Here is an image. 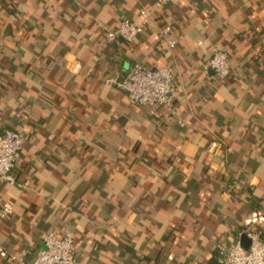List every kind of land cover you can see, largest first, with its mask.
I'll return each mask as SVG.
<instances>
[{"label": "crops", "instance_id": "0c3cea01", "mask_svg": "<svg viewBox=\"0 0 264 264\" xmlns=\"http://www.w3.org/2000/svg\"><path fill=\"white\" fill-rule=\"evenodd\" d=\"M141 9L135 41L106 39ZM137 62L175 68L170 106L105 82ZM0 127L24 133L0 264L67 231L78 264H219L264 236V0H0Z\"/></svg>", "mask_w": 264, "mask_h": 264}, {"label": "built area", "instance_id": "2783aa9c", "mask_svg": "<svg viewBox=\"0 0 264 264\" xmlns=\"http://www.w3.org/2000/svg\"><path fill=\"white\" fill-rule=\"evenodd\" d=\"M159 5H165L171 0H154ZM140 22L123 18L114 29L106 32V39L113 41L117 38L127 42L135 41L143 32V25L147 22L149 14L145 9L140 10ZM171 30V22H167L161 29L165 35ZM169 47L175 45L173 39L167 41ZM209 67L220 76H227L230 63L227 54L215 49L208 60ZM123 90L129 103L154 106H170L176 94L175 68L171 65L149 66L143 63H133L128 72L121 76L114 74L105 80ZM24 133L21 130L0 127V183L17 184L14 170L20 155ZM13 212L11 202L0 198V223L6 220ZM242 233L249 240L245 248L241 240L230 245L217 244L220 256L219 264H264V236L257 231L244 229ZM44 247L37 251L32 260H25L23 255L14 257L18 264H78L75 250L78 241L73 232L67 231L59 235L48 232L43 236Z\"/></svg>", "mask_w": 264, "mask_h": 264}, {"label": "water", "instance_id": "95a60500", "mask_svg": "<svg viewBox=\"0 0 264 264\" xmlns=\"http://www.w3.org/2000/svg\"><path fill=\"white\" fill-rule=\"evenodd\" d=\"M241 243H242V245H243L245 248L248 247L249 240L246 238L245 235H242V237H241Z\"/></svg>", "mask_w": 264, "mask_h": 264}]
</instances>
